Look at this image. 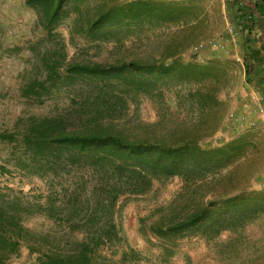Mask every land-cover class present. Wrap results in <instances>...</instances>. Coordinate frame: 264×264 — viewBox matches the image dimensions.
Segmentation results:
<instances>
[{
  "label": "rangeland",
  "instance_id": "374dc122",
  "mask_svg": "<svg viewBox=\"0 0 264 264\" xmlns=\"http://www.w3.org/2000/svg\"><path fill=\"white\" fill-rule=\"evenodd\" d=\"M130 1L66 0L49 32L39 7L0 0V204L13 214L15 229L23 226L25 239L36 229L57 250L72 251L78 240L95 236L94 229L71 233V225L102 218L101 193L83 184L91 169L26 163L17 139L44 116L64 115L68 128H78L87 120L86 97L121 96L117 111L109 112L114 117L105 118L109 125L144 134L150 144L194 139L213 149L240 142L242 153L222 168L158 177L148 191L121 196L113 216L120 240L99 249L93 264H264V50L262 60L252 58L264 46V19L248 32L238 18V8L256 12L258 4L264 12V0H158L191 6V19L125 20L118 14L94 25L101 12ZM131 61L147 67L126 83L99 88L66 77L77 62ZM59 74L66 80L53 83ZM46 79L51 85L39 89ZM8 131L16 139L6 140ZM237 196L245 205L228 215V229L212 233L201 225L163 233L197 208H219ZM28 246L22 243L8 264H37Z\"/></svg>",
  "mask_w": 264,
  "mask_h": 264
},
{
  "label": "trees",
  "instance_id": "16d2710c",
  "mask_svg": "<svg viewBox=\"0 0 264 264\" xmlns=\"http://www.w3.org/2000/svg\"><path fill=\"white\" fill-rule=\"evenodd\" d=\"M28 1L32 6L42 10L45 28L51 32V26L59 20L63 11L65 12L66 0ZM55 1L57 5L53 7ZM190 10L189 5L173 2L134 0L101 12L94 25L103 26L118 14L125 20H139L152 16L164 22L186 21L191 19ZM256 12L259 16L255 14ZM256 12L247 10V8H238L239 21L248 32H251L255 21H260V25L263 23V8L258 4H256ZM198 16L195 14L196 18ZM262 50L264 46L252 51L254 61L262 60ZM146 67L147 65L142 61L139 63L131 61L120 65L77 62L68 68L66 77L87 79L99 87L100 83L106 86L112 81L126 83L125 80L129 74L136 73L138 70L142 71ZM58 78L54 79L53 83L57 80L62 82L66 80L61 74ZM49 82V79L39 82L38 88L45 90L48 84L51 85ZM99 95L95 96L92 101L86 97L88 100L85 107L89 108L86 111L87 120L78 128H68L64 115L44 116L19 131L20 136L17 139L26 152L23 154L29 156L26 158V163L31 160L34 165L48 166L47 168L52 170L56 168L68 170L74 164L80 163L91 169L89 176L83 177V184H93L101 193L98 205L102 218L97 223L87 221L81 225H69H71V233L75 235L82 231L89 233V230L94 229L95 236L92 238L86 236L78 240V246L72 251L57 250L47 242L45 236L38 235L36 229L33 231L36 236L25 239L27 232L22 228L23 226L15 229L13 214L6 211V208L4 209L5 204H0V264H8L10 254L18 251L20 245L26 241L30 251L37 253V264H93L99 249L113 246L120 240L113 216L117 201L121 196L148 191L153 180L158 177H185L196 168L203 172L222 168L242 153L240 142H232L213 149L201 148L194 139H186L180 143L150 144L146 141L144 134L109 125L105 118L114 117V114L109 115V112L117 111L114 105L121 96H110L102 100L103 96ZM41 96V94L37 95V97ZM124 98L127 101L130 99L127 96ZM92 106L96 107L99 114H93ZM106 114L107 116H104ZM5 136L6 140L16 139L12 131L6 132ZM245 199L243 196L230 198L219 208H208L207 205L199 207L184 220L172 225L169 231L163 233L177 234L201 225L210 227L212 233H220L230 227V223L226 222L228 215L238 206L245 205ZM72 202L76 203L77 199L73 198ZM92 214H87L88 220ZM7 227L10 228L7 229Z\"/></svg>",
  "mask_w": 264,
  "mask_h": 264
},
{
  "label": "crops",
  "instance_id": "0c3cea01",
  "mask_svg": "<svg viewBox=\"0 0 264 264\" xmlns=\"http://www.w3.org/2000/svg\"><path fill=\"white\" fill-rule=\"evenodd\" d=\"M264 27V26H263Z\"/></svg>",
  "mask_w": 264,
  "mask_h": 264
}]
</instances>
